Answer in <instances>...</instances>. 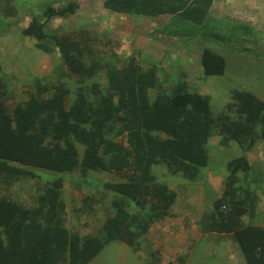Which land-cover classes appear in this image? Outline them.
<instances>
[{"label": "trees", "instance_id": "trees-1", "mask_svg": "<svg viewBox=\"0 0 264 264\" xmlns=\"http://www.w3.org/2000/svg\"><path fill=\"white\" fill-rule=\"evenodd\" d=\"M16 1L0 0V19L17 15ZM214 2L104 0L101 6L116 15L163 18L160 35L191 40L219 36V19L210 16ZM78 11L75 3L49 7L42 21L32 19L21 31L37 51L60 58L52 79L36 78L16 91L12 79L0 78V264H90L113 242L140 258L150 227L168 217L177 200L174 191L157 183L152 169L162 166L171 176L197 182L208 167L207 146L215 135L221 147L236 144L243 155L226 164L223 192L200 221V232L231 237L246 264H264V228L244 223L256 209V203L249 205L255 198L245 185L251 171L245 154L264 142V101L233 91L231 102L214 116L210 98L193 91L187 80L159 84L156 67H142L140 52L133 51L119 67L112 63L116 53L106 50L107 58L88 31L58 36L46 31L54 19ZM181 22L193 27H179ZM233 24L237 40L248 43L254 28ZM199 66L204 77H223L227 62L203 49ZM98 75L103 81L91 82ZM36 170L78 173L82 179L90 172L115 177L103 184L113 197L97 235L83 240L78 227L69 225L63 178L37 184L30 203L21 200L14 188L35 181ZM150 255V264H161V248Z\"/></svg>", "mask_w": 264, "mask_h": 264}, {"label": "rangeland", "instance_id": "rangeland-1", "mask_svg": "<svg viewBox=\"0 0 264 264\" xmlns=\"http://www.w3.org/2000/svg\"><path fill=\"white\" fill-rule=\"evenodd\" d=\"M103 1L17 0L15 5L17 15L10 19H0V67L2 69L0 78L12 79V81H9L10 86L19 91L22 86L31 84L36 78L49 81L54 77L53 72L60 63V58L57 54L45 55L37 51L30 40L21 36V31L32 19L42 21V15L47 8L52 6L62 7L68 3H75L79 7V11L75 15L63 19H54L47 24L46 31L50 35L58 36L78 30L88 31L97 41L98 50L103 51L102 53H105L107 58L108 50L116 53V59L112 60V63L119 67L124 63L125 57L133 51L140 52L142 55L139 61L142 67H156L159 84L174 82L178 77L187 80L193 91L210 98V107L214 116L221 113L224 107L231 102L230 96L233 91L245 90L257 95L260 99H264V11L261 8L263 0H219L217 10L210 15L212 18L219 19V23L216 24L220 29L219 36L209 35L204 37L201 35L191 40L160 35L157 30L164 24L163 18L151 19L148 17L116 15L102 8L101 3ZM232 1L236 4L231 3ZM251 7L253 9H249ZM232 21H234L233 23H242L243 25L240 24V26L249 25L254 27V36L248 39V43L243 44L240 40H237V36H234L236 33L233 32V29L238 28V26L233 24ZM180 26L193 27L186 22H181ZM204 35L208 34L205 33ZM229 37L230 40H228ZM107 46L110 49H107ZM203 49H209L226 60L227 68L223 77L207 78L202 75L199 66V55ZM102 76H96L91 82H102ZM149 95L151 100L156 97L155 91H150ZM17 97L18 94H16L15 100H18ZM78 148L81 156L83 148L81 146H78ZM207 149L209 164L206 169L201 170V178L196 183L187 182L181 176L168 175L165 169H160L157 173H154L160 183H163L178 195L177 204L171 209L172 214L176 216L171 219L160 220L157 226L159 233L163 231L170 239V241L167 240L169 247L163 250V264H181L173 263L172 257L187 253V246L191 247L201 236L198 251H204L206 258H222L224 251L227 250L224 241L219 242V246H216L209 239V234L200 232L202 231L200 221L205 214H210L212 211V203L217 195L212 189H214L215 184L216 186L222 184V178L227 172L225 165L229 161L240 157L243 153L236 144H232L228 148L221 147L220 137L216 135L210 138ZM245 157L251 166L254 165L252 169L262 168L264 166V144L257 142L254 149L246 153ZM35 173L37 176L35 181H24L14 188L15 191L20 193L21 200L24 203H30L31 195L34 193L37 184L63 178L65 181L63 200L67 206L70 219L69 225L78 224L79 226L83 224L80 222L89 220L88 216L86 217L81 213L77 217V208L83 212V209L92 210V212L99 215V210L101 209V212H104L103 208H109L112 201L113 195L103 191V184L116 181L112 175L90 172L86 178L82 179L78 173L59 174L41 170H36ZM239 176L242 178V174H239ZM253 178L256 179V182L251 184L250 191L252 193L251 198L255 199H252L249 205L255 202L256 207L261 209L264 216V197L261 201L256 202V197L260 198L264 195V182H262L264 180V170L260 169V171L254 173ZM190 188L203 192L199 207L194 205L192 198H188L185 194L187 190L189 193H195L194 190H189ZM70 198L75 201L71 203ZM87 198L93 201L91 200L86 206L87 201L85 200ZM97 204H99V209H97ZM91 207L93 208L89 209ZM88 214L91 215V213ZM186 216H188V220H186ZM98 218L96 222L101 219L100 215ZM190 220L194 222L197 220L198 224H188L184 233L178 236V230L184 226L185 221L189 223ZM244 220V223H247L248 218H244ZM94 224L96 225V223ZM91 230L88 229L87 231ZM216 237L212 235L211 239ZM164 239L162 241H165ZM217 240L221 241L222 239L217 238ZM225 241L232 243L240 255L233 238L228 237ZM149 244L155 248L156 243L154 240L149 241ZM110 250L111 247L102 257L98 258L100 261H93L91 264L117 263L118 256H112L113 252H110ZM139 253L140 264H148L147 258L149 256L151 260V255L148 254L146 246L142 245ZM230 254L233 255L234 253ZM205 262L210 263L211 261L205 260ZM239 264L243 263L240 261Z\"/></svg>", "mask_w": 264, "mask_h": 264}, {"label": "crops", "instance_id": "crops-1", "mask_svg": "<svg viewBox=\"0 0 264 264\" xmlns=\"http://www.w3.org/2000/svg\"><path fill=\"white\" fill-rule=\"evenodd\" d=\"M228 1V0H227ZM240 2V1H239ZM217 3H219V0H215L214 4H213V8L211 10V14L214 13L218 6H217ZM233 4H236L234 3L233 1L231 2ZM242 3V2H240ZM262 10L264 11V0L262 1ZM241 5V4H239ZM249 9H253L252 7L249 8ZM249 9L247 10V12L249 11ZM212 17V16H211ZM254 28V27H253ZM257 96V95H256ZM264 101V99H261ZM259 142H262V141H259ZM262 144H264V142H262ZM254 149V148H253ZM254 166V165H253ZM253 166H251V171L249 173V175L246 177V188H248L249 192L250 191V188H251V184H254L256 182V179L253 178V174L254 173H257L258 171H260V169L264 170V166L262 168H259L258 170L257 169H252ZM226 167V165H225ZM160 169H165L164 167L162 166H157V167H154L152 169V172H153V175L156 177V174L154 173H157L158 170ZM166 170V169H165ZM167 173V172H166ZM169 175V174H168ZM164 177V176H163ZM227 177V172L225 174V176L222 178L223 182L222 184H216L214 185H211L214 189H212L213 191H215L217 193L215 199L213 200V202L222 194L223 192V186H224V182H225V179ZM165 178V177H164ZM163 179V178H162ZM164 180V179H163ZM156 181L157 183L160 181L156 178ZM262 182H264V180H262ZM160 183V182H159ZM196 183V182H195ZM162 185H164L163 183H160ZM166 186V185H165ZM208 186V185H207ZM199 187V186H198ZM253 187V186H252ZM171 190V189H170ZM189 190L193 191L194 189L193 188H190ZM173 191V190H172ZM175 192V191H174ZM195 193H189V191L187 190L186 191V196L189 198H192V202L194 205H197L199 207V205L201 204V200H202V197H203V192H201L200 190L199 191H193ZM176 193V192H175ZM177 194V193H176ZM252 194V193H251ZM252 197V196H251ZM250 197V198H251ZM264 195H262V197H256L257 201L256 202H259L263 199ZM71 199L70 198V202H71ZM177 201H178V195H177V200H176V203L175 205L177 204ZM72 203V202H71ZM255 203V202H254ZM98 205V208L99 209V204ZM174 205V206H175ZM94 206V205H93ZM93 207L89 208V209H92ZM100 208H101V204H100ZM104 209V212H101V209L99 210V215L101 217V219L99 220V222H96L99 218L97 215V213H94L92 212V210H89L88 209H83L84 212L82 210H80L79 208L76 209V216L78 217L79 215L81 214H84L86 217L88 216L89 220H85V222H80V223H83V224H80L78 226V224L76 225L78 228H77V231L80 235V237L84 240V239H88V238H91L95 235H97L99 233V230L100 228L102 227V224L104 223V221L106 220V218L110 215V210L109 208H103ZM82 211V212H81ZM86 212V213H85ZM81 213V214H80ZM88 213H91L88 214ZM66 214L68 215V213L66 212ZM176 215L172 214V210L170 211V215L168 217H165L164 219H171V218H174ZM69 217V216H68ZM248 218V221L247 225H255V226H262L264 228V216H263V212L261 211V209L257 208L255 209L254 213L253 214H250L248 215L247 217H245V219ZM186 220H188V216H186ZM198 220V223H199V218L197 219ZM197 220L196 222H194L193 220H190L189 223H184V226L178 230V236H180V234L182 235L184 233V231L186 230L185 228H187L188 224L190 223H194V225H197ZM162 221V220H161ZM245 221V220H244ZM96 223V225H99L96 227V225L94 224ZM95 226H94V225ZM159 224V221H157L156 223H154L150 229H149V232H148V235L146 236V239H145V242L143 243V246H146L147 250H148V254H150V252L155 249V248H161V264H163L164 262V252L163 250L166 248V247H169V244L167 243V240L170 241L168 235L164 234L163 231L161 233H159V229H157V226ZM94 228V229H92ZM88 229H92L91 231H87ZM98 229V230H96ZM87 231V232H86ZM94 232V233H93ZM96 232V234H95ZM217 236L215 239H211V236ZM204 236V235H203ZM210 238V240H212V243L213 244H216V246H219V242H223L226 244V251H224V254L222 256V258H206V256L204 255V251H198V245L200 244L201 242V237L199 239H197V241H195L193 243V245L191 247H189V245L187 246V253H184L182 256H185L184 257V261L183 262H178L177 261V258L178 257H181L180 255H174L172 257V262L173 263H181V264H239V262L241 261V263L243 264H246L245 263V260L243 258V255L242 253L240 252V255L238 254V250H236L235 246L232 245V243L230 244L228 241H225L226 239H228V237H225V236H222V235H217V234H209L208 235ZM166 238V239H164ZM218 239H222L221 241L217 240ZM165 240V241H162V240ZM155 241V248H153L151 246V244H149V241ZM147 241V243H146ZM214 246V245H213ZM232 246V247H230ZM111 247V250L110 252H113V255H117L119 260L117 263H112V262H107L106 264H140L139 262V259L138 257L136 256V254L131 251L130 249L128 248H125L122 244L118 243V242H113L111 244H109L108 246H106L104 248V250L101 252V254L93 261H100L98 258L99 257H102L103 254L106 253V251L108 250V248ZM229 249V250H228ZM230 253H234L233 255H231ZM239 255V256H238ZM111 256V257H112ZM110 257V258H111ZM109 258V257H107ZM239 258V259H238ZM101 259V258H100ZM205 260H209L211 261L210 263H206ZM93 261L91 263H93ZM147 261H148V264L150 263V259H149V256L147 258ZM90 263V264H91Z\"/></svg>", "mask_w": 264, "mask_h": 264}]
</instances>
